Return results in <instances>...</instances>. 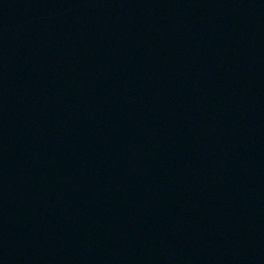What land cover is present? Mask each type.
<instances>
[{
    "label": "water",
    "instance_id": "water-1",
    "mask_svg": "<svg viewBox=\"0 0 264 264\" xmlns=\"http://www.w3.org/2000/svg\"><path fill=\"white\" fill-rule=\"evenodd\" d=\"M0 264H264V0H0Z\"/></svg>",
    "mask_w": 264,
    "mask_h": 264
}]
</instances>
